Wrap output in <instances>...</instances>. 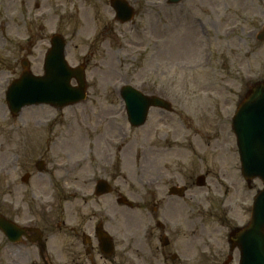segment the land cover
<instances>
[{"label":"rangeland","instance_id":"rangeland-1","mask_svg":"<svg viewBox=\"0 0 264 264\" xmlns=\"http://www.w3.org/2000/svg\"><path fill=\"white\" fill-rule=\"evenodd\" d=\"M108 2L109 0H94V2L92 0H85L84 2L80 0H65L64 18V9H62L64 0H0V119L6 114L7 122L10 125L23 124L28 126L30 130L32 129V125L37 126V123L40 125L46 123V114L51 107L32 106L29 107L32 110L26 108V113L20 114L18 117L22 116L18 118L11 115L7 105H3L5 103L4 93L12 79L21 73L22 66L20 65V61L23 57L30 59L33 71L42 73L43 57L50 46V37L52 33L58 31L65 35L69 43H71L69 53H71L74 59L80 51L91 48V55L88 60L89 68L87 69V75L90 79V90L92 91L91 103L89 102L87 105L82 106V108L78 107L79 109L75 113L84 109L92 110L101 105L99 113L104 119L103 122H107V125L108 123L114 125L118 129V136L127 133V136L130 138L128 150L116 152L118 160H121L120 157L122 156V160L125 163L121 171H126L127 168L131 169L133 178L135 179L136 173L132 170L135 169L132 164L134 162L132 161V152L137 151L140 153L144 145L158 144L164 149L163 155L166 159L163 161L169 163V169L167 170L170 172H175V170L180 171L181 175L178 177L181 181H187L186 177L192 178L195 172L196 174L205 172L210 179L211 190L219 188L217 193L222 195L227 188H235L228 180L227 186L224 184L219 185L217 180L219 179L218 174L224 172L225 167L220 169L219 160L212 156L215 150H205L203 141L217 140L222 134L221 131L224 128L218 127L215 123L216 117L219 115L222 117L224 114V112H221L220 106L233 103L236 98L234 91L240 89L247 82V77L264 79V44L262 46L255 45L250 40L252 36L245 34L247 32V28H245L246 21L242 14L244 0H227V4L231 10V13L227 15V26L233 27L232 31L227 33V38L223 36L227 39V55L217 52V50L214 51V61L208 69L201 68L199 65H193V63L202 61L203 59L202 43L204 42V37L201 35L199 24L194 17L196 10L189 11L191 0H184L178 5V9L170 7L169 9H164V11L158 9L153 4H148L147 9L142 1L137 2L139 10L149 11L142 14L138 29L134 33L130 31L128 26H119L117 23H112L108 27L103 26L111 18ZM36 3H39V8L35 6ZM185 16L188 17L186 18ZM213 19L218 20L217 16ZM251 24H255V22L249 23V26ZM98 27H104L107 31L104 30L102 32L103 36L99 37L98 40H93V30ZM188 31L193 36L189 35L185 38L189 34ZM179 37L181 38L182 48L181 51L178 50L176 52L175 44ZM191 37L195 45L198 46V54L193 58L191 55L192 48L189 45ZM124 40L126 43H129V49H127V46H125V49L123 48ZM108 43L114 46L115 53H117L115 61L112 60L114 52L110 55H106L104 52V47ZM229 43L230 46H228ZM136 50L140 53L137 54ZM141 50H145L149 55L145 56L144 53H141ZM151 54H157L160 57L156 56L150 61ZM132 56L136 58L134 59ZM99 57H103L104 60L98 62ZM220 59H227V65H219ZM145 60H148V62ZM120 74H126L127 77L129 76L137 82L146 80L153 85V88L158 90L163 89L164 83L170 84L174 89L177 82L176 77L188 76L182 82L179 89L169 92L170 95L180 92L184 96V99L174 100L178 109L177 114L164 115L159 110H154L145 128H127L121 130L117 126L120 120L116 117V113L119 111L117 108L119 107L117 105L119 98L114 95L110 87L111 82L115 78L122 76ZM190 75H211L213 80L216 79L215 76L226 75L227 86L230 87L227 90V98L229 100L225 101L223 97L219 98V100H205L198 106V108L205 110V113H203L205 122L202 129L193 126L194 121L188 114L189 125L191 127L189 145L191 144L193 148L197 149V164L194 167L187 165L184 161V156L189 151L183 148L179 150L167 149V143H179L181 146L186 145V142L182 140L184 135L182 121H179L176 117L181 116L183 118L185 117V113L187 114L184 109V101L186 98L188 100V97L194 93L189 84ZM232 88H235V90ZM183 90L184 92H189L187 97L181 92ZM218 92L222 93L221 89ZM241 92L243 94V88ZM206 103L207 105L205 106L204 104ZM211 111H216L212 115V119L209 117ZM53 113L56 114L55 112ZM5 124L6 127L10 128L7 123ZM44 136L43 134L38 136L42 138V143L39 139L36 143L37 148L43 144ZM31 151H34V146L31 148ZM68 152V150L60 151L58 158L61 159ZM163 155H160L158 152L155 157L160 158ZM231 156L234 161V154ZM199 158L202 160H199ZM6 160L8 161V159L4 160L1 157L0 164L3 165ZM179 160L182 161V164ZM126 161H130V165ZM125 166L128 167L126 168ZM152 166L156 165L152 164ZM118 171H120V167ZM19 172L18 169L13 171L6 180L16 179ZM227 172H229L228 167ZM231 174L227 173V176ZM170 178L173 179L172 175ZM239 178L242 185V178L240 176ZM253 184V189L260 187L259 182H254ZM17 187L21 189L20 186ZM20 189L16 191L18 194L21 193ZM0 190L2 193L14 192L8 187ZM211 194L214 195L215 193ZM200 198H202L203 208L198 207L201 214L198 215L196 221L198 226L195 233L190 234V230L194 227V224L191 223L188 224L187 231H183L178 235V242L184 249H187L186 253L193 250V248L188 247V241L195 237L201 225H203L201 237L210 235L211 231L220 229H225L227 232V228L225 227L227 217L222 208L221 200L214 201L210 208V203L203 197V192H198V199ZM208 225L212 229H209ZM226 261L227 256H223L212 264H223ZM196 264L199 263L196 262ZM231 264L235 263L232 261Z\"/></svg>","mask_w":264,"mask_h":264},{"label":"flooded vegetation","instance_id":"flooded-vegetation-1","mask_svg":"<svg viewBox=\"0 0 264 264\" xmlns=\"http://www.w3.org/2000/svg\"><path fill=\"white\" fill-rule=\"evenodd\" d=\"M36 179L41 184L45 183L41 176ZM67 180L64 178L63 183ZM90 184L91 178L82 181L83 188L78 200L72 196L69 187H62L63 203L60 207L40 204L27 210L19 209L15 213V221L26 228V237L18 245L7 243L1 248L2 254L14 256V264H20L17 255H65L68 261L76 264H101L102 261L116 264L114 255H118V233L114 216L104 218L105 212L97 209L90 198ZM151 201L147 199L148 208ZM156 203L159 205L152 212L154 218L158 217L163 200L158 199ZM106 233L109 244L103 246L101 239ZM162 236L158 231H150L153 240L159 241ZM154 252L159 258L153 264H161V259L173 257L165 245H156Z\"/></svg>","mask_w":264,"mask_h":264},{"label":"water","instance_id":"water-1","mask_svg":"<svg viewBox=\"0 0 264 264\" xmlns=\"http://www.w3.org/2000/svg\"><path fill=\"white\" fill-rule=\"evenodd\" d=\"M63 65L65 67L63 60L61 61L59 56L52 55L51 60L47 63V75L45 76L44 80L34 79L29 74H25V76L17 83V85L14 86L16 91L12 93V98H10V100H13L14 107L19 108L25 102H31L29 99L24 101L23 98H21L23 97L22 92H28L31 91L33 88L38 87L44 93H46L50 88H55V89L58 88L59 85L61 84L60 81L65 80L66 83H68L69 78L71 76V72L66 71ZM257 99H260V102L258 104L256 105L249 104L243 110L238 125L240 129L243 130L245 127H249V122L252 119L251 116H253L257 112V110H259L260 107L263 106L262 102H264V87L258 88L256 94L253 97V100H257ZM139 106H140V102L137 99H134V101L130 103V107L133 111H135ZM256 137L259 138L260 133H257ZM256 140L258 139L256 138ZM252 151L257 156H263L264 146L259 145V142L256 144L248 143V146L247 147L245 146L244 148L245 159L247 158L248 154ZM244 235L245 236L251 235L252 239H254L256 236L259 235L260 238L264 240L262 228L260 227H256V226L251 227Z\"/></svg>","mask_w":264,"mask_h":264}]
</instances>
